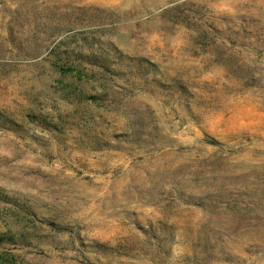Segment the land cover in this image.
<instances>
[{
  "label": "rangeland",
  "instance_id": "rangeland-1",
  "mask_svg": "<svg viewBox=\"0 0 264 264\" xmlns=\"http://www.w3.org/2000/svg\"><path fill=\"white\" fill-rule=\"evenodd\" d=\"M0 264H264V0H0Z\"/></svg>",
  "mask_w": 264,
  "mask_h": 264
}]
</instances>
